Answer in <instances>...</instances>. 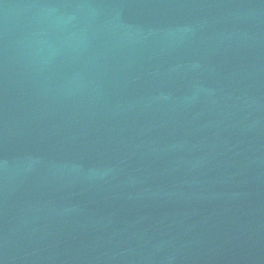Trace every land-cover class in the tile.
<instances>
[{"label": "water", "instance_id": "95a60500", "mask_svg": "<svg viewBox=\"0 0 264 264\" xmlns=\"http://www.w3.org/2000/svg\"><path fill=\"white\" fill-rule=\"evenodd\" d=\"M0 264H264V0H0Z\"/></svg>", "mask_w": 264, "mask_h": 264}]
</instances>
